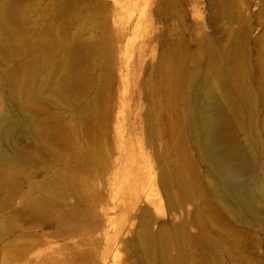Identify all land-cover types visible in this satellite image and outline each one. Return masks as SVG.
<instances>
[{
    "label": "rangeland",
    "instance_id": "1",
    "mask_svg": "<svg viewBox=\"0 0 264 264\" xmlns=\"http://www.w3.org/2000/svg\"><path fill=\"white\" fill-rule=\"evenodd\" d=\"M233 57L260 126L264 0H0V264H264L184 120Z\"/></svg>",
    "mask_w": 264,
    "mask_h": 264
},
{
    "label": "bare ground",
    "instance_id": "2",
    "mask_svg": "<svg viewBox=\"0 0 264 264\" xmlns=\"http://www.w3.org/2000/svg\"><path fill=\"white\" fill-rule=\"evenodd\" d=\"M232 60L230 72L217 71L214 79L207 75L190 76L189 87L198 86L194 88L195 96L189 91L191 99L184 112L187 139L191 141L195 158L204 165L223 210L241 223L247 222L243 220L244 215L264 221V161H260L264 158V114L258 126V121L255 123L257 94L250 87L249 74L243 73L239 60L234 57ZM260 103L264 104L262 100ZM241 107L245 110L243 117ZM239 132L243 133L244 146ZM10 136L8 129L5 137ZM258 162L259 172H248Z\"/></svg>",
    "mask_w": 264,
    "mask_h": 264
}]
</instances>
